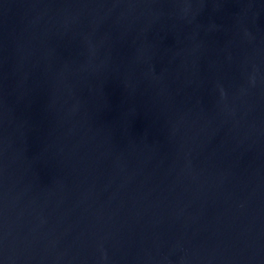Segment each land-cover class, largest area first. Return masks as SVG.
<instances>
[{"label": "water", "instance_id": "water-1", "mask_svg": "<svg viewBox=\"0 0 264 264\" xmlns=\"http://www.w3.org/2000/svg\"><path fill=\"white\" fill-rule=\"evenodd\" d=\"M0 264H264V0H0Z\"/></svg>", "mask_w": 264, "mask_h": 264}]
</instances>
